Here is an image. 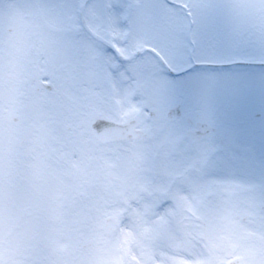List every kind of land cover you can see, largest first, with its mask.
<instances>
[{
	"label": "snow or ice",
	"instance_id": "1",
	"mask_svg": "<svg viewBox=\"0 0 264 264\" xmlns=\"http://www.w3.org/2000/svg\"><path fill=\"white\" fill-rule=\"evenodd\" d=\"M0 264H264V0H0Z\"/></svg>",
	"mask_w": 264,
	"mask_h": 264
}]
</instances>
